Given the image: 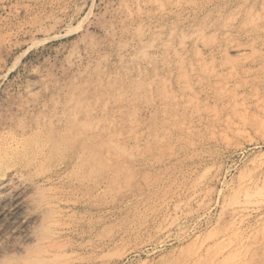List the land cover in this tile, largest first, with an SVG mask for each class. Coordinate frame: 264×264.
Instances as JSON below:
<instances>
[{"label": "rangeland", "instance_id": "374dc122", "mask_svg": "<svg viewBox=\"0 0 264 264\" xmlns=\"http://www.w3.org/2000/svg\"><path fill=\"white\" fill-rule=\"evenodd\" d=\"M0 264H264V0H0Z\"/></svg>", "mask_w": 264, "mask_h": 264}]
</instances>
